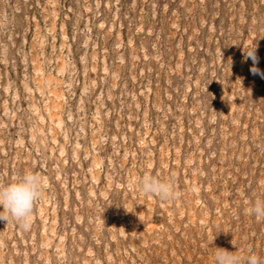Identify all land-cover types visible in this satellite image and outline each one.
<instances>
[{
    "label": "rangeland",
    "instance_id": "1",
    "mask_svg": "<svg viewBox=\"0 0 264 264\" xmlns=\"http://www.w3.org/2000/svg\"><path fill=\"white\" fill-rule=\"evenodd\" d=\"M264 0H0V184L47 181L0 264H264ZM171 178L176 200L135 182ZM3 209L0 208V211Z\"/></svg>",
    "mask_w": 264,
    "mask_h": 264
},
{
    "label": "clouds",
    "instance_id": "2",
    "mask_svg": "<svg viewBox=\"0 0 264 264\" xmlns=\"http://www.w3.org/2000/svg\"><path fill=\"white\" fill-rule=\"evenodd\" d=\"M245 59L253 60L251 71L253 74L264 76L255 64L258 60L255 49L244 50ZM46 179L37 172H24L17 174L14 181L7 184H0V220L8 222L13 220L18 227L28 230L31 227L32 216L35 205L41 200L46 190ZM135 186L138 191L145 196H153L162 201L176 200L181 193L176 190L171 178L161 180L160 178L146 174L140 177ZM250 215L264 219V201L257 200L248 209ZM215 264H241V257L226 249L218 250L215 254ZM246 264H260V259L256 255L247 257Z\"/></svg>",
    "mask_w": 264,
    "mask_h": 264
}]
</instances>
